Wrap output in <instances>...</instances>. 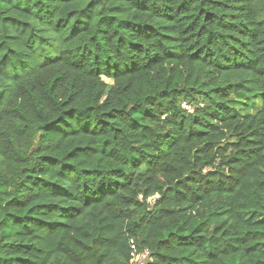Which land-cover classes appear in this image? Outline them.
<instances>
[{
    "label": "trees",
    "instance_id": "trees-1",
    "mask_svg": "<svg viewBox=\"0 0 264 264\" xmlns=\"http://www.w3.org/2000/svg\"><path fill=\"white\" fill-rule=\"evenodd\" d=\"M106 2L107 10L102 6ZM123 2L130 5L128 10L121 8V0H36L35 4L30 0H0V64L7 67L15 59L23 69L27 62L17 57L27 56L37 42L44 46V55L47 49L58 46V36L64 32L68 33L66 41L74 40L75 49L90 51L88 44L98 43L96 35H88L97 10L105 13L98 21L105 25L97 29L101 36L107 37V26L112 25L141 38L160 36L171 47L195 39L200 46L190 59L196 62H210L214 53L204 49L219 45L223 49L220 62L213 64L218 73H247L260 59L256 56L253 60V49L264 53V47H259L264 45L260 39L264 20L249 19L264 13V0H255L249 9L241 0ZM142 16L152 22L140 19ZM177 31L178 36L168 34ZM131 46L142 47L136 43ZM178 58L174 52L166 56L167 61ZM45 61L51 74L42 90L33 84L13 92L0 83V137L7 139L0 155V229H9L0 234V264H89L90 256L97 252L102 253L104 264H127L135 241H125L130 240L129 234L145 231L156 239L155 250L150 253L155 260L149 264H264V148L257 139L264 131L252 123V110L257 108L254 101L260 104L259 112H264V92L253 93L248 87L255 81L242 76L234 78V83L213 88L220 99H227L233 89L239 98L227 104L217 102L218 111L208 114L209 122L200 132L190 133L199 138L217 133L220 140L216 141V151L235 153L221 161L227 172L207 173L222 179L208 181L209 187L203 192L189 196L181 190L183 182L177 181L180 187L171 199L161 196L159 189L153 193L149 188L125 195L135 174L114 168L110 176L122 179L106 178L91 191L85 186L88 195H78L71 187L72 171L103 174L91 166L96 149L90 147L87 137L95 133L85 131V139L69 138L53 147L44 140L56 131L50 127L55 121L45 123L41 113L49 104L58 103L66 91L74 87L86 91L88 85L69 84L50 57L45 56ZM160 70L171 73L174 69L164 64ZM262 74L264 70H256V75ZM11 79L17 80L18 75L14 72ZM149 86L147 80L128 85L132 89ZM191 91L200 94L197 89ZM203 95L208 97L207 92ZM236 119L248 121L246 135L237 130L238 126L229 130L228 121ZM193 123H199V117ZM209 148L210 144L204 145V149ZM147 163L152 165L153 161ZM132 166L138 165L134 161ZM152 179L149 176L144 183ZM172 191L171 186L165 189ZM162 220L167 223L161 224ZM13 228L17 229L16 239Z\"/></svg>",
    "mask_w": 264,
    "mask_h": 264
},
{
    "label": "clouds",
    "instance_id": "clouds-1",
    "mask_svg": "<svg viewBox=\"0 0 264 264\" xmlns=\"http://www.w3.org/2000/svg\"><path fill=\"white\" fill-rule=\"evenodd\" d=\"M30 3L35 4L36 0H30ZM241 3L249 9L254 7L255 0H241ZM102 6L107 10V2ZM121 8L128 10L130 5L121 0ZM97 11L98 14L91 21V31L88 35H96L98 43L88 44L90 51L83 48L75 49L74 40L66 41L68 33L64 32L58 36L56 41L58 46L47 49L44 55H41L44 46L37 42L27 56L16 58L25 60L27 67L22 69L15 59L10 61L7 67L0 64V83L10 86L13 92L23 91L25 85L33 84L38 90H42V84L51 74L45 61L47 56L69 84L88 85L86 91H81L79 87L72 88L70 92L66 91L58 103L49 104L41 113V119L45 123L55 121L50 127L56 131L46 136L44 140V143L53 147L69 138L83 140L85 131L95 133L87 137L90 147L96 149L91 156L93 161L91 166L100 168L103 174L85 175L80 170L72 171L71 187L78 195H88L89 192L84 191L85 186L91 191L99 181L106 178L122 179L110 176L114 168L122 169L125 174H135L134 183L125 195L143 193L145 188H149L153 193L159 189L161 196L171 199L175 190L180 187L176 184L177 181L183 182L184 187L181 190L189 196L203 192L209 187L208 181L216 182L222 179L218 174L207 173L217 170L227 172V167L220 166L221 161H226L235 153L222 155L216 151L219 147L216 141L220 140L217 133L202 138L190 133L200 132L201 126L209 122L208 114L218 111L215 107L217 102L227 104L239 98L237 90L233 89L230 90L231 95L227 99H220L211 91L213 88L223 87L228 83H234L235 79L246 76L248 80L255 81L248 85L253 93L264 92V74L256 75L257 69L264 70V53L253 49L255 53L253 60L256 56L260 59L247 73H218L213 64L220 62L223 49H219V45L216 47L208 45L204 49L205 53L208 49L214 53L210 57V62H196L190 59L192 52L200 46L196 44L195 39L171 47L160 36L141 38L135 32L112 25L107 26V37L101 36L97 29H102L105 25L99 24L98 21L105 13ZM140 19L152 22L148 16H142ZM249 19L264 20V13L259 17L250 16ZM260 33V39L264 40V27L260 29ZM168 34L178 36L179 32ZM120 37L124 38L122 42ZM82 42L88 43L86 40ZM133 43L142 47L134 48L131 46ZM170 52L178 53L179 58L167 61L166 56ZM200 55L204 60L203 53ZM157 61L163 63L157 64ZM164 64L174 70L171 73L162 72L160 69ZM14 72L18 75L15 81L11 79ZM136 80H147L150 86L144 89L128 87ZM192 89H197L200 94L191 91ZM204 92L208 93L207 98L204 97ZM253 103L257 104V108L252 110V123L264 131V123H260L264 121V112H259L258 101ZM257 112L259 121L255 119ZM197 117L199 123H193ZM237 126L239 132L247 134L248 121L242 119L228 121L229 130ZM257 139L262 141L260 146L264 148V136H258ZM5 144L7 139L0 137V155ZM205 144H210V148L204 149ZM197 149L203 151L197 152ZM148 160L153 161L152 165L147 163ZM134 161L137 167L132 166ZM149 176L153 179L149 183H144ZM186 176L191 177V180H186ZM170 186L173 191L165 192ZM2 218L0 216V219ZM166 223V220L161 221V224ZM8 231L9 229H0V234ZM11 231L13 239H16L17 229L13 228ZM129 235L130 240H126L125 243L135 241V245L129 250L127 264H149L150 261H154L155 257L147 254L155 250V236L146 231L142 234ZM141 241L146 243L142 244ZM97 262L104 264L100 252L90 256L89 264Z\"/></svg>",
    "mask_w": 264,
    "mask_h": 264
},
{
    "label": "built area",
    "instance_id": "built-area-1",
    "mask_svg": "<svg viewBox=\"0 0 264 264\" xmlns=\"http://www.w3.org/2000/svg\"><path fill=\"white\" fill-rule=\"evenodd\" d=\"M148 201H150V199H148ZM133 247V245L131 246V248ZM147 255H150V253H148Z\"/></svg>",
    "mask_w": 264,
    "mask_h": 264
}]
</instances>
